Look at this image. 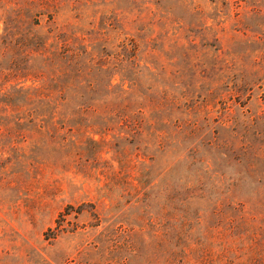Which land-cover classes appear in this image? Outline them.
<instances>
[{"label": "rangeland", "instance_id": "obj_1", "mask_svg": "<svg viewBox=\"0 0 264 264\" xmlns=\"http://www.w3.org/2000/svg\"><path fill=\"white\" fill-rule=\"evenodd\" d=\"M9 18L63 31L77 77L110 86L84 91L95 108L55 138L48 125H0V264H163L166 246L168 264L264 255V0H0V33ZM131 114L140 135L122 123ZM141 176L152 179L133 200ZM197 180L174 236L166 186ZM222 204L253 218L242 236L216 224Z\"/></svg>", "mask_w": 264, "mask_h": 264}, {"label": "trees", "instance_id": "obj_2", "mask_svg": "<svg viewBox=\"0 0 264 264\" xmlns=\"http://www.w3.org/2000/svg\"><path fill=\"white\" fill-rule=\"evenodd\" d=\"M78 57L79 53L68 42V36L64 35L63 31H55L54 26L47 24L44 28L38 18L28 21L21 18L7 19L0 33V75L4 77H22L23 79L15 81L6 88L0 86V125L15 126L17 128L28 126L36 130L48 125L49 130L52 131L50 136L54 138L57 129L63 127H66L67 131H71L73 127L78 129L81 126L83 117L95 108L92 102L94 97L84 96L83 92L98 90L97 86L101 87L102 92H108L110 86L108 82L98 85L77 77L82 71ZM28 76L31 77V83L25 84L23 81ZM35 80L37 82H34ZM127 105L128 103L120 105V111H124L129 106ZM121 119L122 123L128 127L131 135L135 136L142 133L140 128L141 119L137 115L132 116L131 114L129 117L125 116ZM93 123L91 120L84 121L87 128ZM108 128L106 122H102L101 129H98V131L105 132ZM65 138V135L58 136L56 142L60 144L61 141L62 144ZM160 138H157V140ZM87 139L93 143L96 142L91 136ZM143 148L148 149V146L143 145ZM147 157L151 158L148 154ZM169 169L170 167L160 166L158 171L164 174ZM141 175L143 177L148 176V171H143ZM142 176L138 179L139 187H134L135 191L131 196V198L134 197L133 200H144L136 195L141 190L145 194L144 188L148 186L152 179L142 178ZM176 185L179 184L165 185L168 188L167 193H170L171 200L168 206L170 209L164 215L167 214L168 218H174L178 214L180 217L179 223L176 226L172 225L171 231H173L174 236H179L181 231H184L183 226L187 219L188 203L184 199L187 195L194 193L200 195L202 182L197 180L189 184L184 182V185L180 187H176ZM172 186L175 187L172 188ZM109 190V186L105 184L99 187L97 191H101L99 196L110 197L107 194ZM85 203L94 208V202L86 201ZM140 204L147 206L148 202ZM68 206L71 205L68 204ZM240 210L239 207L229 206L228 204H222L220 207L214 208L216 224L220 223L224 229L231 231L239 224L237 232L234 233L236 236H242L238 228L242 224L252 221L253 218L247 221ZM195 217L198 218L197 214ZM63 219V212L59 211L57 224L54 226L56 229H59ZM54 234L51 236H54ZM165 249L170 257L166 258L163 264H168L171 263V258L177 252L170 246H166ZM263 250L262 247L261 251ZM181 251L182 256L187 252L184 249ZM239 259L240 261L235 264H264L263 253L257 251L249 256L239 257ZM202 260L203 254L200 256V261ZM207 262L212 263V260L209 258ZM220 263L230 264V260L223 258L220 259Z\"/></svg>", "mask_w": 264, "mask_h": 264}]
</instances>
